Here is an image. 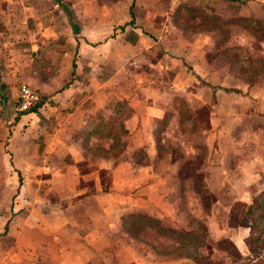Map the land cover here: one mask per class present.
<instances>
[{
  "label": "crops",
  "instance_id": "1",
  "mask_svg": "<svg viewBox=\"0 0 264 264\" xmlns=\"http://www.w3.org/2000/svg\"><path fill=\"white\" fill-rule=\"evenodd\" d=\"M61 1L74 31L52 0L0 4V93L16 100V86L26 82L39 94L36 106L18 115L11 131L15 140L0 146V175L14 186L13 195L24 186L31 202L44 204L42 222L57 221L49 234H81L74 221H85L81 242L64 240L63 249L43 246L67 253L44 264H191L183 257L98 261V220L118 231L129 216L144 215L188 230L182 223L204 218L212 242L242 232L225 221L231 205L224 192L237 184L249 186L255 180L251 176L262 171L246 152L253 150L251 159L259 158L263 131L257 126L246 131L240 124L264 123V115L253 114L264 107V84L248 85L233 69L229 72L217 56L226 45L218 26L192 32L169 21L168 11L181 0ZM211 3L201 10L217 21L218 4ZM82 10L88 11L84 18ZM241 35L232 36L234 45L241 46ZM10 38L18 44L16 64L6 59L9 51L2 52ZM252 44L264 58V40L248 42V49ZM28 58L41 65L33 67ZM115 123L118 132L112 130ZM240 141L243 151L237 148ZM116 142L120 150L113 157ZM242 162L249 163L243 170L248 184L237 178ZM40 187L47 190L34 197ZM207 194L212 200L204 212ZM10 210L15 212L11 204ZM240 240L233 241L237 248ZM82 251L88 257L81 259Z\"/></svg>",
  "mask_w": 264,
  "mask_h": 264
},
{
  "label": "rangeland",
  "instance_id": "2",
  "mask_svg": "<svg viewBox=\"0 0 264 264\" xmlns=\"http://www.w3.org/2000/svg\"><path fill=\"white\" fill-rule=\"evenodd\" d=\"M10 0H4L1 1V3H7ZM100 3H103L105 5L115 3L118 0H98ZM180 2V1H179ZM212 2V3H211ZM0 3V4H1ZM148 3V2H146ZM211 4H218L214 8L218 10V15L222 17L224 20L221 21L220 17L219 19L213 20L210 17H205L204 21H202V15L197 16L198 18L194 17L191 19L192 16L196 14V11L194 9H200L203 8V6H209ZM208 4V5H206ZM68 6V4H66ZM194 5V7H193ZM196 5V6H195ZM191 10V11H189ZM193 10V11H192ZM168 11V10H167ZM202 12H204L202 10ZM78 16H80V13H76ZM88 11L82 10L81 12V18H84V16H87ZM190 14L192 16H190ZM204 14H206L204 12ZM243 16V17H242ZM167 18L170 22L179 23L182 30L184 29H190L192 32H201V31H213L216 29V27H219V37L225 38L226 45L224 50H219V54L217 56L223 60L225 66H228L229 72L232 73V69L237 73L234 74L235 77L243 80L246 84H251L252 86L254 84H264V58L260 53V47L257 45L252 44L251 49H248L247 45L248 42H254L256 44H259L261 40L254 38L251 36L245 29L241 28L240 25L237 23H234L232 20L234 19H240V20H247L249 22H253L255 20H262L264 18V0H181L180 3H177L176 7L172 8L167 13ZM204 22V23H202ZM223 23V25H222ZM203 24V25H202ZM198 25H201L198 27ZM223 26V27H222ZM221 29V30H220ZM234 34H242L241 35V46L234 45L232 41V36ZM243 36H246L243 38ZM219 41L220 39L217 38ZM222 40V39H221ZM19 41V40H18ZM17 41V42H18ZM217 42V41H216ZM232 43V45H229ZM15 46L18 49V44L15 45L13 38H10L9 40V47H3L2 52L5 49L6 51H9L6 54V59H9L10 63H15L19 61V58H14V55H17V52L15 50ZM47 49L49 51H54L51 48L50 44H47ZM247 47L246 48L244 47ZM36 52V51H34ZM55 52V51H54ZM38 55V53H36ZM35 54V55H36ZM42 56V55H39ZM215 56V55H214ZM2 58L0 60V63H2ZM27 62H30L33 67L36 65L39 67L41 63L38 64L36 59H26ZM31 60V61H30ZM215 62V60H212ZM137 62L134 63L136 65ZM42 66L38 69L41 71ZM12 69V67L10 68ZM3 71V69H1ZM25 84L33 88L34 90H38L35 86H31L30 83H20L17 85V89L20 85ZM139 84V83H138ZM13 92V90H11ZM37 92V91H36ZM18 93V91H17ZM212 91L209 90L208 98H211ZM4 96L5 100L2 103H0V146L1 145H7L9 142L14 141V139H11V131L13 128H15V122L18 121V113L14 112V106H15V97L11 99L9 92H1L0 98ZM243 97V96H242ZM17 99V97H16ZM1 100V99H0ZM15 100V101H14ZM12 102V106H8V104ZM249 103V102H248ZM248 103H246V111L248 112L251 107H248ZM252 104V103H251ZM254 109V106H253ZM257 109V108H256ZM226 114H227V108H224ZM252 111V110H251ZM260 114L264 115V107H261V113L257 111H253V114ZM203 114V113H201ZM250 121L242 122L241 128L244 130H250L252 127L257 126V129L260 128L263 132L260 133L259 141L260 143H264V123H258L256 125L250 124ZM21 130L24 129L25 125L20 124ZM226 129V133L228 131L230 132L231 128L228 127V123H225L223 126ZM113 132H118L119 127L117 124H113L112 126ZM262 135V136H261ZM10 140V141H9ZM18 141V138H16ZM240 141V146H238V149L245 148ZM249 146V145H248ZM120 144L114 143L111 151V155L113 157H116L118 154L117 152L119 149ZM261 149H259V152L261 153L259 155V158L257 159H251L253 156L252 151L253 150H247L248 158L247 160L251 161L252 164H255L257 168H261L262 171L258 172L256 176L252 177L255 179L252 184L249 186L244 185H235L233 187H226L225 188V201L229 203L231 206H229L228 209V216L226 218V223L231 227L235 226L237 224V219L243 217V213L246 210V206L249 205V193L250 195L256 194L253 197V200L259 195L258 191L259 188H264L263 185L260 184V178L264 174V145L260 146ZM201 151L203 147H200ZM248 149V148H246ZM138 159H142L141 155L135 156ZM198 157L192 162L193 166L196 167L198 164ZM229 159H226L224 163L228 162ZM230 162V161H229ZM6 163V160H4V165ZM189 164H186L188 168L191 169V166H188ZM228 164H226L227 166ZM249 163L242 162L238 168V171L240 174H238L237 178L240 179V181H243V183L248 184L249 181L247 180L249 177L248 172L243 173V170L248 168ZM227 170V169H225ZM192 176L196 178V174L193 172ZM221 177L224 178V174H220ZM264 178V176H263ZM106 179V178H104ZM10 180V178H9ZM260 180V181H259ZM12 182V181H11ZM8 177L3 178L0 175V264H44V261L49 260L52 261H59L66 258L67 253L66 251L57 252L56 250H42L44 247H50L60 246V249H63L64 240L66 241H73L74 244L78 243V241L81 242V239L84 237V225L85 221L82 219H77L74 221V223L78 224L79 227H77L76 230H78L81 234H65L62 232V234H49L50 230L53 232L56 228L57 221L50 222V219L44 218V223L42 222V216L46 214V212H42V204L39 199L35 200L34 202H31L30 196L28 193H25L27 190L24 186L21 190V193H16L13 195V188L8 186ZM260 185V186H259ZM243 186V187H242ZM51 190H54L53 187L50 188ZM46 191L47 188H38V190L35 189V192L33 193V196L35 197V193H38L40 191ZM244 191V192H243ZM50 192V191H49ZM207 192V191H206ZM257 192V193H256ZM260 192V191H259ZM51 194V192H50ZM53 194H51V198H53ZM205 199L207 202V206H209L210 201L212 200L211 196L205 195ZM257 203H260V198L257 197ZM51 200V199H49ZM56 201V198L54 202ZM10 204L13 207V210L15 211L12 213L10 210ZM228 204V205H229ZM134 205V204H133ZM180 208L181 206L178 205ZM260 210V209H258ZM201 220V219H200ZM42 222V224H41ZM108 222V221H107ZM97 232L95 234V238L97 241V251H95L96 258L98 261H104L109 260V262H112L114 260L118 259H136L142 256H148V257H162L165 259H172V258H182L186 252L185 251H178L175 252L171 250V244L164 240V239H156L155 236H153L149 231L144 232L143 234H139L137 236V240L133 241L131 240L130 235H126L124 232H121L123 230L115 229L114 227L108 228L102 226L103 223L98 220ZM167 223V222H166ZM170 225L169 223H167ZM182 226H188L192 227V221L190 223H182ZM123 226V224H122ZM187 227V228H188ZM259 227H262L259 225ZM4 228L6 230H4ZM185 227H182V229ZM197 228H199V231H203L202 234H204L205 238L208 237V230L206 227V224L204 223V220L200 224L197 225ZM73 231V229H71ZM198 232V230H195ZM123 233V234H122ZM141 242V243H140ZM197 240L193 241L192 243H189L187 245V249H191L192 245H195ZM72 243L68 244V246H72ZM80 244V243H79ZM156 248H153L154 246ZM228 246L227 243L218 240L217 242H212L211 246L216 248V246ZM150 247L153 248V250L150 249ZM212 247V248H213ZM211 249V247H209ZM251 248H253L251 246ZM155 251L156 253H154ZM167 253V254H166ZM188 253V252H187ZM156 254V255H155ZM165 254V255H164ZM88 257L85 251H82L81 253V259H84ZM188 257V256H187ZM256 260L260 262L259 257L255 256ZM249 257L244 258L243 263H247ZM252 259V258H251ZM250 259V260H251ZM248 260V261H247ZM261 264V263H260Z\"/></svg>",
  "mask_w": 264,
  "mask_h": 264
},
{
  "label": "trees",
  "instance_id": "3",
  "mask_svg": "<svg viewBox=\"0 0 264 264\" xmlns=\"http://www.w3.org/2000/svg\"><path fill=\"white\" fill-rule=\"evenodd\" d=\"M52 1L62 10L68 21V25L71 30L74 31L69 9L61 0ZM194 11L196 12L192 14L196 15L192 16L190 14V16H192L191 19L196 17L197 14L198 16L202 15V21H204L205 17H208L200 9H194ZM232 21L240 25L241 28L245 29L254 38L264 40V18L253 22L240 19H234ZM200 26L201 25H198V27ZM263 176L264 174L261 176L262 178H260L261 181H259L260 184L264 186ZM261 189L262 190L259 188L260 192L258 191L259 195L257 196L261 200L260 203L256 204L257 197L253 200L256 194H254V196L250 195V193L248 194L250 202L248 203L249 205L246 206L243 217L237 219V224L235 226H231L232 228H240L242 232L237 231L228 233V235L226 234V236L221 239V241L227 243L228 246L226 247L218 245L214 248L211 246L212 241L209 238H205L204 234H202L203 231L200 233L197 225L200 224L204 218L201 220L192 219V227L188 230H184L182 228H174L166 222L159 221L156 218L144 215H131L123 221L122 230L126 235L132 237L131 240L136 242H138L137 236L139 234L149 231L157 240L164 239L168 241L172 245L170 248L171 250L175 252L185 251L186 253L182 256L183 258L189 259L191 264H264V188ZM202 206L205 208L204 212H206L207 202L205 197L202 201ZM259 225L262 227H259ZM196 229L198 232L195 231ZM237 236L241 238L239 241V248L233 243V241L237 239ZM195 240H197L195 245L191 244V249H187V245ZM251 246L253 248H251ZM152 247L156 248L155 245ZM152 247H150L151 250H153ZM209 247H211V249ZM153 252L156 253L155 251ZM255 256L259 257L260 262L256 260ZM246 257H249V261L247 260V263H243Z\"/></svg>",
  "mask_w": 264,
  "mask_h": 264
},
{
  "label": "built area",
  "instance_id": "4",
  "mask_svg": "<svg viewBox=\"0 0 264 264\" xmlns=\"http://www.w3.org/2000/svg\"><path fill=\"white\" fill-rule=\"evenodd\" d=\"M39 101V94L28 85L22 84L18 88L17 99L14 106V112L18 114L25 113L36 106Z\"/></svg>",
  "mask_w": 264,
  "mask_h": 264
}]
</instances>
